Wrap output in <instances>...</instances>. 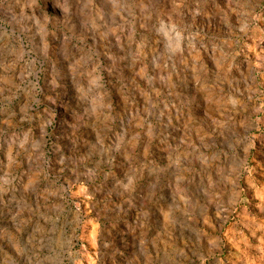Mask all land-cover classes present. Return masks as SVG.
Returning a JSON list of instances; mask_svg holds the SVG:
<instances>
[{
  "label": "rangeland",
  "instance_id": "obj_1",
  "mask_svg": "<svg viewBox=\"0 0 264 264\" xmlns=\"http://www.w3.org/2000/svg\"><path fill=\"white\" fill-rule=\"evenodd\" d=\"M0 264H264V0H0Z\"/></svg>",
  "mask_w": 264,
  "mask_h": 264
}]
</instances>
